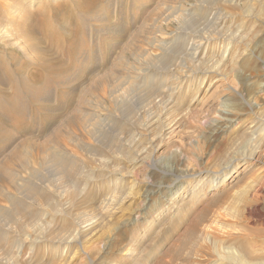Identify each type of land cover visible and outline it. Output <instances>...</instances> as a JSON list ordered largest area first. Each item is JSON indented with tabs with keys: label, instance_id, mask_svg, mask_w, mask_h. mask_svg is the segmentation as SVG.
<instances>
[{
	"label": "rangeland",
	"instance_id": "1",
	"mask_svg": "<svg viewBox=\"0 0 264 264\" xmlns=\"http://www.w3.org/2000/svg\"><path fill=\"white\" fill-rule=\"evenodd\" d=\"M257 119L264 0H0V264H264Z\"/></svg>",
	"mask_w": 264,
	"mask_h": 264
},
{
	"label": "bare ground",
	"instance_id": "2",
	"mask_svg": "<svg viewBox=\"0 0 264 264\" xmlns=\"http://www.w3.org/2000/svg\"><path fill=\"white\" fill-rule=\"evenodd\" d=\"M15 6V5H14ZM200 8V7H199ZM6 9H7V11H12L13 12V14H15L16 12H18V10L19 9H14V7L13 6H8V7H6ZM22 9V8H21ZM204 9V8H203ZM202 10V9H201ZM12 17H14V16H9V18H8V20L7 21H11V19H12ZM22 17H24V16H22ZM14 19V18H13ZM22 19H24V18H22ZM26 19V18H25ZM26 29V28H25ZM23 31V30H22ZM22 31H21V37H23L22 35ZM24 33V32H23ZM25 35V34H24ZM183 37H184V35H182ZM182 37V38H183ZM19 38H20V36H19ZM24 38V37H23ZM23 38H20V39H23ZM199 41H201V40H199ZM198 41V42H199ZM19 42V41H18ZM182 43V42H181ZM208 43V42H207ZM186 45V44H185ZM184 45V46H185ZM196 45V44H195ZM200 46V45H199ZM190 47V46H189ZM198 48V47H197ZM201 48V47H200ZM199 48V49H200ZM196 49V48H195ZM27 86V85H26ZM30 88V87H29ZM27 89V88H26ZM256 128H255V130L253 129V135L254 136H256V137H258L260 134H262L263 132H264V120H262V119H257L256 121H255V124H253ZM228 126V125H227ZM248 160H254V155L251 153V156L249 157V159ZM257 162V161H256ZM222 175H225L226 176V174L225 173H221ZM219 175V174H218ZM220 176V175H219ZM224 176V177H225ZM165 177V176H164ZM216 178V177H215ZM222 179V178H221ZM219 180V178H216V179H214L213 180V183H215V182H217ZM157 187V186H156ZM151 190H149L148 192H146V194L148 195V194H150V193H152V192H150ZM37 195V194H36ZM144 197V196H143ZM148 202V201H147ZM145 206V205H144ZM7 212V211H6ZM20 213V212H19ZM9 216H11V215H9ZM89 227V226H88ZM91 228V227H90ZM89 229V228H88ZM6 234V233H5ZM6 236V235H5ZM3 238V237H2ZM1 238V239H2ZM5 239V238H4ZM3 239V240H4ZM1 244V243H0ZM250 264V263H249Z\"/></svg>",
	"mask_w": 264,
	"mask_h": 264
}]
</instances>
